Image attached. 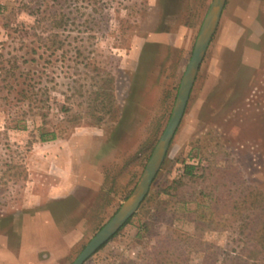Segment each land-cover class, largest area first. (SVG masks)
Returning a JSON list of instances; mask_svg holds the SVG:
<instances>
[{
  "label": "rangeland",
  "instance_id": "374dc122",
  "mask_svg": "<svg viewBox=\"0 0 264 264\" xmlns=\"http://www.w3.org/2000/svg\"><path fill=\"white\" fill-rule=\"evenodd\" d=\"M210 2L0 0V264L42 222L71 264L125 202ZM82 264H264V0L225 1L146 196Z\"/></svg>",
  "mask_w": 264,
  "mask_h": 264
},
{
  "label": "water",
  "instance_id": "95a60500",
  "mask_svg": "<svg viewBox=\"0 0 264 264\" xmlns=\"http://www.w3.org/2000/svg\"><path fill=\"white\" fill-rule=\"evenodd\" d=\"M225 1L211 0L208 6L198 31L190 59L180 79L169 120L151 152L141 178L125 202L87 242L71 264H82L91 256L136 212L139 204L146 196L183 116L197 71L216 29Z\"/></svg>",
  "mask_w": 264,
  "mask_h": 264
},
{
  "label": "crops",
  "instance_id": "0c3cea01",
  "mask_svg": "<svg viewBox=\"0 0 264 264\" xmlns=\"http://www.w3.org/2000/svg\"><path fill=\"white\" fill-rule=\"evenodd\" d=\"M42 223H39L37 226L38 228L35 229V250L32 253V258L30 256V260L33 259V261H28L32 264L49 263L51 260L57 259L59 256L66 253L69 249V245L66 243L67 237L61 234L55 224L50 226V238H48V236L46 238V232H44L46 225L42 226ZM23 240H25L24 237ZM43 250H46L47 252L42 253Z\"/></svg>",
  "mask_w": 264,
  "mask_h": 264
},
{
  "label": "trees",
  "instance_id": "16d2710c",
  "mask_svg": "<svg viewBox=\"0 0 264 264\" xmlns=\"http://www.w3.org/2000/svg\"><path fill=\"white\" fill-rule=\"evenodd\" d=\"M64 15H61L60 17L57 16L55 18H53V27H56V28H60V27H63L64 24H65V21H64ZM193 169H194V165L193 164H184L183 165V175L184 176H193ZM104 245V244H103ZM102 245V246H103ZM100 246V247H102Z\"/></svg>",
  "mask_w": 264,
  "mask_h": 264
}]
</instances>
